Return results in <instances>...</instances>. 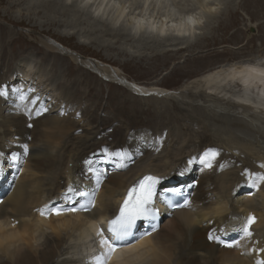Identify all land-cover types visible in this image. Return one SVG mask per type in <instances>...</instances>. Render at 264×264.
Wrapping results in <instances>:
<instances>
[{
  "label": "bare ground",
  "instance_id": "obj_1",
  "mask_svg": "<svg viewBox=\"0 0 264 264\" xmlns=\"http://www.w3.org/2000/svg\"><path fill=\"white\" fill-rule=\"evenodd\" d=\"M29 1L39 3L47 12H61L60 16L72 18L74 22L80 20L76 16L89 10L91 5V0H81L78 4L72 0H0V5L18 6ZM238 1L117 0L114 6L115 0H98L91 12L92 19L99 24L106 11H112L106 24L108 34L122 32L136 45L153 39L156 53L154 58L148 59L152 64L176 61L177 54L163 51L174 40H182L185 50L192 52L183 60L186 67L221 62L222 58V62L230 61L226 65L218 63L200 75L189 71V77L194 78L190 84L194 87L190 90L172 91L155 85L132 84L118 69L114 74L103 66L98 70L104 74V79L82 80L77 78L76 72L97 67L93 58L110 65L118 64L89 54L81 58L75 54V48L58 47L48 36L34 38L38 47H32L29 55L22 56L24 61L16 65L15 60L25 53L26 46L15 47L13 36L23 35L0 27V32L8 35L0 44V91L7 93L0 96V153L3 154L0 164L11 160L13 153L19 154L20 163L17 172L12 164L0 172V189L5 190L0 204V264H91L93 258L103 252L97 235L98 225L115 214L125 190L145 173L167 179L172 176L177 184L187 185L191 210L169 214L159 210L162 221L158 231L119 250L120 264H256L257 259H264V253L257 251L264 248V182H260L258 189L251 186L255 173L264 174V83L256 81L246 85V77L239 75L250 67L264 69V52L261 57L240 58L230 49L221 52L216 49L226 43L238 45L241 42L242 31L238 29L226 37L235 24L237 15L233 10L238 8ZM247 2L255 10L252 18L264 15V0ZM228 5L232 11H228ZM131 9L133 17L129 23H124ZM219 15L224 17L220 38L201 36L205 30L212 29L210 24ZM189 17L197 22L190 24ZM5 21L11 22L10 19ZM27 29L33 31L32 34L37 30L29 26ZM258 29V34L247 36L244 49H255L259 40L264 51V21ZM73 39V36L68 37L70 41ZM40 53L43 62L49 57L53 61L45 70L36 72L31 59L34 61ZM122 64L139 65L133 59ZM76 67L79 70L75 71ZM14 73V80H10ZM42 77L46 85L39 81ZM106 81L124 85L133 94L138 91L137 95L150 96L146 100L165 103L164 97L170 99L172 108L167 111L174 124L164 134L158 131L162 140L155 150H147L146 146L150 147L147 144L152 142L156 132L152 137L136 134L132 144H125L132 121L127 113L124 120L112 127V133L97 130L102 122L116 121L119 112L113 111L112 115L104 112L97 117L95 111L104 97L82 91L81 87ZM106 85L113 90L112 85ZM22 96L26 98L21 99ZM106 98L103 110L110 109L111 103L120 105L118 98L112 95ZM38 104L41 115H36L35 105ZM25 144L27 156L23 154ZM123 145L132 150L134 159L119 167L120 163H110L113 156L101 147L115 150ZM208 150L218 152L210 168L200 162ZM96 171L102 172L104 178L97 190L94 208L87 212L68 211L73 206L79 207L76 191L95 188ZM70 187L73 192H68ZM62 192L64 196H60ZM48 202L52 203L51 207L59 203L64 209L62 214L42 216L33 212ZM159 205L157 200L155 206ZM250 215L256 218L251 228L253 235L241 240L236 250L207 241L208 229L216 233L223 228L234 231L238 219L246 220ZM11 219L17 225L11 224Z\"/></svg>",
  "mask_w": 264,
  "mask_h": 264
},
{
  "label": "rangeland",
  "instance_id": "obj_2",
  "mask_svg": "<svg viewBox=\"0 0 264 264\" xmlns=\"http://www.w3.org/2000/svg\"><path fill=\"white\" fill-rule=\"evenodd\" d=\"M80 1L81 0H72V2L75 4L80 3ZM247 1L248 0H239L236 5V7L238 8L234 10L229 8L230 7L229 5L227 7L228 11L233 10V12L236 13L237 18L235 20V24L232 27H230V29L228 30L226 37H230L233 34V32L235 30L237 31L238 29L239 31H242L240 37L241 42L238 43V45H231L230 43L228 44L226 43L224 45L218 46L216 47L218 51L221 52L223 50L230 49L234 52H237L240 58H247L249 56L250 57L263 56L262 54L264 51L259 43L260 42L259 40H257L256 42L257 47L253 49L254 51L253 50L249 51L247 48L244 49V46L246 45L248 40L247 36L251 33L258 34L259 32L258 26L263 25V21H264L263 14H260L258 18H252L253 15L252 13H255L254 12L255 10L253 8H250L249 2ZM97 2L98 0H91L90 3L91 5L89 7V10H85L83 11V13L82 11H80L82 15H79L80 17L76 16L77 19H80L77 22H74L72 18L60 16L61 12L59 13L47 12V9L45 11V9L42 6L38 5L39 3H34V2L30 3V1L28 2V4L25 2L18 6L16 5L17 7L11 5L9 6V4L0 5V16H1L0 27H4L5 29L7 28L9 30H14L15 32H19L20 35H23L18 38H17L18 35L13 36L15 47L21 45L26 46L25 53L21 54V56L15 60L14 64L20 65L21 62L24 61V57L22 56L29 55L27 53H31L30 49L32 47L33 48L38 47L37 46L38 43L34 39V38H38V36L39 37L48 36L50 37L51 40H54L58 43L61 42L60 44L68 47V49H70V47L75 48L76 49V51L74 50L75 54L81 58H84L85 56L84 54H89L99 58L108 59L109 62L113 64H118L115 66L100 61V63L105 64L104 67H108L111 70L114 69V71L116 72L118 69L120 73L123 74L125 79L132 84L136 83L138 85H145V86L155 85L170 89L172 91H178L182 89L190 90L194 87V85H190L194 78L189 77L188 75L189 71H196L198 75H200L206 72L207 70L212 69L215 66H218V63L219 65L221 64L226 65L230 63V61L222 62L223 60L222 58L219 60L222 63L217 62L218 61L217 60L216 62L205 63L200 67H186V65L183 63V60L186 58L188 54L192 52H188L185 50L186 48L182 46L184 45L182 44L183 43L182 40H174L170 44L168 43L169 45H166L167 47L166 48L164 47L165 49H163V51L168 54H177L176 61H172L168 64L166 63L165 65L155 64V63L152 64L151 62H149L148 59L155 57V53H156L155 41L153 39L144 40L142 45H136V42H133V40L129 42L131 38L127 34H122V32H121L122 35L120 34V32L119 34L118 33L108 34L109 31L107 30L106 24L108 23V18L110 20V17L113 13H111L112 11L110 12L106 11V14L104 15V20L101 21L99 24H97V21L92 19L93 15L91 14L93 9L97 7ZM116 3L117 0H115L113 5L115 6ZM68 10H71V8H68ZM131 11L133 12V9H131L129 13L126 15V18H124V23H129V21L133 17ZM3 15L4 16L6 15L7 16L6 19L7 20L10 19V21L13 23L5 21L6 19L3 20L4 19V17H2ZM153 16L155 17V14ZM58 22L68 23L72 25L58 26L56 24ZM223 22H224V17L219 15L211 22L210 26L212 29L210 30L209 28L208 31L205 30L204 34L201 36H203L204 38H210V37L220 38L222 34L220 27L222 26ZM15 24L17 25L15 26ZM27 26L34 27L35 29H37L35 31L36 33L32 34L33 31L27 29ZM216 29L218 31H216ZM113 34L116 35L113 36ZM6 35L7 34H4V32H0V44L3 43L2 41L8 38V35L7 36ZM71 36H73L74 39L70 41L68 40V37ZM15 37L17 38L16 40L18 42L15 40ZM123 38L125 39L128 38V39L125 40ZM194 53L195 52H193V54ZM42 56L43 54L40 53L37 54L35 58H33L34 61L31 59L32 62L31 65H35L34 70L36 72H41L45 70L46 68H48L49 62L53 61L52 58L49 57L47 58L46 61L43 62L41 60ZM86 57H90V56H86ZM89 59H92V57H90ZM129 59L135 60L137 63H139V65L124 66L122 63L126 62ZM60 64H62V62L59 63V65ZM63 65L65 64L63 63ZM50 66L51 65H49V68ZM74 69L75 71L79 70V68L77 67ZM81 70L83 72H76V75H78L77 78H80L82 80L83 79L95 80V77L97 79L99 78L102 79V77H99L91 73L88 69H86V71L85 69L84 70L81 69ZM15 74L16 73H14L13 78L11 77L10 80H14L16 76ZM72 78L73 77H71V79ZM44 80L45 77H42L39 81L44 83L43 82ZM37 82L38 79H36L35 83ZM44 84L46 85L47 82ZM106 84L112 85L113 90H110ZM81 90L87 92L92 91L93 94L96 95L99 94L104 97V99H100L99 101L100 104H98L99 109L95 111V115H97V117H100L104 112L109 115H112L111 113H114L113 111L119 112L117 113L119 115L118 116L119 118H116V121L109 119L110 122L109 121L102 122L101 123L102 125L98 126L97 130L100 129L99 131L103 133L105 132L112 133V127H114L116 124H119L121 120H124L127 113L128 119H132V121L129 122L131 125L130 131L126 136V140L124 141L125 144L127 143V145L132 144L133 142L132 140L135 139L134 136L136 134H137L136 136H138V134L142 133L148 135V137H152L153 136L152 133L156 132L155 137L151 138L152 142L147 144V145L150 144V147L146 146L147 150L148 149L155 150V148L161 145V140H162L160 138L161 135L158 133V131H163L164 134L174 124L169 119V113L167 109L168 108L171 109L172 105H170L169 102L171 101L167 97H164L166 100L165 103H158L155 101L146 100L150 96L143 97L137 94H133L124 85L121 86L120 84L114 82H108V81L100 85L96 84L95 82H91L89 85H85L81 87ZM127 94L133 96L136 99L129 98ZM107 95L110 96L112 95L118 98L117 102L120 100L118 102V104L120 105L117 106L115 103H111L110 109L106 108L105 110H103V108H105V104L107 103L106 102Z\"/></svg>",
  "mask_w": 264,
  "mask_h": 264
},
{
  "label": "snow or ice",
  "instance_id": "obj_3",
  "mask_svg": "<svg viewBox=\"0 0 264 264\" xmlns=\"http://www.w3.org/2000/svg\"><path fill=\"white\" fill-rule=\"evenodd\" d=\"M214 11V9H213ZM188 22L194 24L197 21L189 17ZM239 75L245 76V84L250 82L259 81L264 83V69L250 67L243 70ZM7 95L5 91H0V96ZM26 97H21L25 99ZM35 103V101H33ZM47 111V109H43ZM36 115H41V111L38 110ZM23 154L27 156L28 146L23 145ZM0 155H3L0 153ZM113 156L118 157L120 160H124L129 156L128 153L124 151L112 153ZM218 155V152L215 150L206 151L200 158V162L205 167H212L211 160L215 159ZM19 159V154L13 153L11 156L12 161H17ZM126 166V165H125ZM223 167V166H221ZM104 174L100 171L95 172V189L91 192L87 191H76L75 195L85 198V202L80 203L79 207H71L68 211L77 212V211H90L92 207L95 206L96 200V191L99 189L100 184L102 183ZM260 182H264V174H254L251 182V186L254 188H259ZM160 183L158 177L154 175H145L139 179L131 188L128 189L127 193L124 196L123 202L119 207V214L115 216L114 219H111L108 222L107 231L110 234L109 236L104 235V231H98L97 235L101 237L99 243L103 247V252L98 256L93 258L91 264H120V257L117 256V253L120 249L126 247L130 243V238L135 235L134 229L137 227L138 221H148L151 226V231H145L140 238L143 236L151 235L152 232L158 230V225L153 223L159 215L158 209L154 207L157 199L162 203L168 204L169 207H188L190 206L189 201H185L184 204L171 203V197L169 193L173 196L179 192L178 189L170 190H161L157 192V185ZM68 192H73V189L70 187ZM71 199V197H69ZM64 209L59 207H54L49 210H40L42 216L49 214H55L57 216L61 215ZM255 216H248L246 221L238 228L234 229L239 233V239L226 241L221 239L220 236L214 235L213 233L209 234V239L217 242L220 246L232 248L239 247L240 242L243 239L251 238L253 233L251 231V226L255 223ZM226 234V233H225ZM260 253H264V248L257 250ZM256 264H264V259H257Z\"/></svg>",
  "mask_w": 264,
  "mask_h": 264
}]
</instances>
